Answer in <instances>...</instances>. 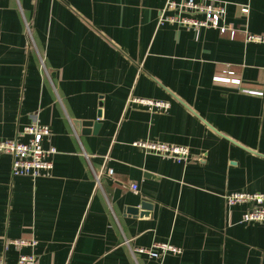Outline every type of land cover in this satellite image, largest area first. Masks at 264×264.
<instances>
[{
  "label": "crops",
  "instance_id": "obj_1",
  "mask_svg": "<svg viewBox=\"0 0 264 264\" xmlns=\"http://www.w3.org/2000/svg\"><path fill=\"white\" fill-rule=\"evenodd\" d=\"M166 1L0 0V140L37 121L57 150L35 179L12 176L0 154L4 264L20 253L37 264H264V226L240 222L248 203L224 201L264 193V44L243 39L264 34V0H218L234 36L158 25ZM85 120L101 124L95 134L75 123ZM135 141L190 155L177 163ZM143 202L149 214L126 213ZM18 238L37 244L7 243ZM154 242L182 252H134Z\"/></svg>",
  "mask_w": 264,
  "mask_h": 264
},
{
  "label": "built area",
  "instance_id": "obj_2",
  "mask_svg": "<svg viewBox=\"0 0 264 264\" xmlns=\"http://www.w3.org/2000/svg\"><path fill=\"white\" fill-rule=\"evenodd\" d=\"M240 12L246 15L248 13L247 6L241 7ZM225 16V4L218 0H167L160 10L157 24L176 25L195 34H199L202 29L212 28L219 33L234 36L236 29L225 22ZM25 26L28 39L29 37L31 39L30 27L27 22H25ZM30 39L29 45H31ZM243 39L246 43L264 44V34L243 31ZM229 73L232 74L233 72L229 71ZM130 102L142 105L148 110L159 112L165 111L169 107L168 102L143 97H131ZM50 134L51 129L48 125L33 121L18 132L15 138L0 140V154L11 156L10 170L12 176H27L35 179L41 176L43 172L53 168L51 157L56 154L57 150L52 146L45 148L42 144ZM25 137L26 139H24ZM132 144L177 163H185L190 155L189 148L183 145L159 141H135ZM112 172L111 168L107 169L109 175ZM130 187L133 190L137 189L135 184H131ZM224 201L228 207L248 203L249 207L243 212L240 222L258 223L264 226V193H228L224 195ZM7 243L21 249L24 247L34 248L37 241L18 238L8 240ZM134 252L144 253L149 258L160 259L168 254H181L182 250L167 242H154L149 248H135ZM0 264H4L2 256H0ZM16 264H37V256L33 253H20Z\"/></svg>",
  "mask_w": 264,
  "mask_h": 264
},
{
  "label": "water",
  "instance_id": "obj_3",
  "mask_svg": "<svg viewBox=\"0 0 264 264\" xmlns=\"http://www.w3.org/2000/svg\"><path fill=\"white\" fill-rule=\"evenodd\" d=\"M101 105H102V102L100 101L99 106H101ZM100 117H101V109H99L97 112V118L99 119ZM75 123L80 124L83 127L84 132L89 133V131H92V133H94V134L96 133V131L98 130V128L101 125L99 122L92 121V120H85V121H81V122L75 121ZM150 208H151V206L149 203L143 202L140 205V208H127L126 213L133 214V215L139 214L140 216H144V215L149 214L148 211H150Z\"/></svg>",
  "mask_w": 264,
  "mask_h": 264
},
{
  "label": "rangeland",
  "instance_id": "obj_4",
  "mask_svg": "<svg viewBox=\"0 0 264 264\" xmlns=\"http://www.w3.org/2000/svg\"><path fill=\"white\" fill-rule=\"evenodd\" d=\"M31 37H32V36H31ZM29 39H30V37H29ZM30 40H31V42L33 43V38H31Z\"/></svg>",
  "mask_w": 264,
  "mask_h": 264
}]
</instances>
